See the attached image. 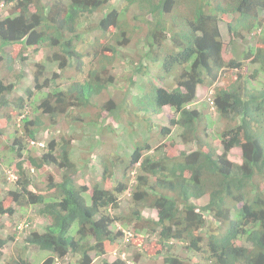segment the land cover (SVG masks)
<instances>
[{
  "label": "trees",
  "instance_id": "obj_1",
  "mask_svg": "<svg viewBox=\"0 0 264 264\" xmlns=\"http://www.w3.org/2000/svg\"><path fill=\"white\" fill-rule=\"evenodd\" d=\"M110 1L0 0V114L8 106L24 109L25 102L36 104L34 93H43L35 107L38 114L21 120L23 134L15 128L18 135L9 147L19 161L11 167L12 158L7 172L17 179L11 182L5 172L0 175V187L12 185L6 196L0 195V221L5 216L12 221L16 213L33 208V213L49 220L36 231L27 219L30 232L17 256L4 258V249L19 233L9 229L6 237L0 234V264H31L27 253L32 246L51 253L41 264H56L67 256L76 257L75 264H92V254L100 257L117 250L124 232L116 224H134L138 235L155 237L166 264H264V0H115L116 6ZM101 10L105 12L95 25L94 15ZM228 15L232 18L226 22L223 16ZM221 22H226L231 38L228 54ZM256 30L263 32L261 47L247 44L243 58H238L233 47ZM132 44L137 48L135 58L123 54ZM17 46L21 68L14 74L12 51ZM31 55L40 57L33 65L35 91L28 88L27 98H10L26 76L24 65ZM119 58L126 59L128 82L137 85L129 88L135 93L132 104L128 100L127 105H118L113 99L101 103L98 98L114 84L113 65ZM68 71L76 76H60ZM227 73L234 81L217 87ZM138 74L148 75V87L136 81ZM11 75L14 80L5 79ZM156 76L161 84L155 82ZM58 79L70 85L63 88ZM201 86L215 87L213 104L208 103L228 123L219 134L220 154L201 133L208 121L213 124L209 115L206 118L207 103L190 106L199 100ZM130 105L149 132L155 126L152 116L169 107L178 117L161 128V135H170L178 126L181 143L195 149L173 158L159 149V158L144 156L152 149L150 138H145L133 143L128 158L115 153V160L109 161L99 155L101 178L87 186L77 185L75 179L79 161L87 165L91 158H73L79 151L69 135L37 148L40 132L56 131L62 119L77 133L85 126L93 128V123L102 125L107 117L108 126L118 128L123 125L118 111L123 107L130 117ZM90 107L102 115L87 120L94 112ZM233 148L241 150V164L229 160ZM138 163L132 187L129 174ZM43 168L50 174L46 188L40 189L31 170ZM54 168L60 181L53 177ZM127 192L132 210L136 207L130 217L113 212ZM145 207L155 209L157 218H145L141 214ZM0 229L5 230L4 223ZM183 250L187 257L180 255ZM193 256L199 260L192 262ZM100 264L128 263L117 258Z\"/></svg>",
  "mask_w": 264,
  "mask_h": 264
},
{
  "label": "rangeland",
  "instance_id": "obj_2",
  "mask_svg": "<svg viewBox=\"0 0 264 264\" xmlns=\"http://www.w3.org/2000/svg\"><path fill=\"white\" fill-rule=\"evenodd\" d=\"M119 2V1H118ZM116 3L115 0H111L110 4L113 6H116L118 4ZM103 10H107V6L103 8ZM99 11V14L94 15V24L96 25L97 23L100 22L101 17L103 16L105 11ZM225 18V21H229L232 18V15L228 16H223ZM132 18V17H131ZM133 22L131 19H128V21ZM226 22H221L220 28L222 31V36L223 40L226 46V52L227 54L229 53V42H230V34L228 32V27ZM263 35V32L260 30H256L252 32L249 37H246L245 41L241 40L239 41V45L236 47L234 46L233 49L236 50L237 52V57L238 58H243L242 52L245 51V46L248 45H255L257 47H261L260 43L261 41L259 40L260 36ZM21 47L17 46L13 49L12 51V56L15 58L14 61V66H13V72L14 74H17L19 72L21 66L18 61V54L20 52ZM136 46L134 44L130 45V47H126L123 51V54L126 56L129 55H136L137 50ZM227 56V55H226ZM134 57V56H133ZM136 57V56H135ZM134 57V58H135ZM132 58V57H130ZM40 59L39 56H30V60H28L25 65V73L26 76L22 78L20 86L16 89V91L13 93L14 95L11 96L10 98H19V96H25L27 98V95H25V91L28 88H31V90H34V80H33V65ZM55 70L58 67V64L55 63L52 65ZM127 67L126 64V59L124 58H119L115 61V64L113 65V75H114V84L111 86V88L106 91L101 97H99V102L108 101L109 99H113L118 105H127L126 102L130 100V103L132 104V101L135 93L130 92L129 88L135 85H130L128 82V77L131 75L130 72L125 71ZM1 73L3 74V70L0 67ZM60 71L57 73L59 74ZM156 72H152L154 74ZM7 75V74H5ZM2 75V76H5ZM76 76V74L73 71H68V72H63L62 77L68 78V77H73ZM6 80H14L13 75L7 76L5 78ZM146 79H149L148 75L143 76L141 74H138L136 76V81L137 82H142L143 85L146 84ZM262 83H264V75L262 76ZM172 78L169 79L171 81ZM157 81V84H161L159 82V79H157V76L155 78V82ZM234 81V75L227 73L224 78H222L218 84L216 85L217 87H227L229 86L232 82ZM59 84L63 88H67L70 85V82L66 79H58ZM147 85V84H146ZM137 87V85L135 86ZM148 87V85H147ZM215 87L208 88L206 86H201L198 88V94H199V100H196L192 105H190L192 108L194 107H199L204 102L207 103V107L205 108V114L206 118L207 115L211 118L213 121V124L211 125V122L208 121V126L206 127H201V133L204 138L208 139V141H212L215 148V151L217 153H222L223 152V145L221 144V141L219 139V134L225 130L228 129V123L225 121H222L220 119L219 113L211 107L208 103V98L210 99L213 98ZM44 92H48V88L44 89ZM43 93H37V91L34 93L33 97H35V100H37V103H39V97L42 96ZM13 98V99H14ZM95 99V103H96ZM201 102V103H200ZM36 103V104H37ZM98 103V102H97ZM34 104V102H25V107L24 109H17L15 105L13 106H8L6 109H3L1 112L0 116V175H5L9 174L7 171L9 170V167L7 166V163L14 158V161L11 162L10 164L11 167L15 165L19 159L16 156V153H13L10 151V143L13 142V138L15 136V128L17 129V132L19 134H23V129H22V122L21 120L23 119L24 116H29V118H32L36 116L38 113L35 110V107L37 106ZM130 117L127 114L128 111L125 110V108L122 107L121 110L118 111V115L122 118L123 125L120 127H117V124L114 125V129L109 127L110 123V117L105 118L102 121V125H95L93 123V128L89 126H85L80 128L78 130V133L76 130H73V128L70 127V123L68 121H65L62 119L59 124L56 127V131H51V130H43L40 132V135L38 137V142L37 143V148H46V145L48 142L52 139L59 140L62 135H69L72 138V144L73 146L79 151L77 154H73V158L76 159H87L91 158L90 162L85 165L83 161H79L78 163V177L75 179V183L77 185H87L91 186L93 182L99 180L101 177V171L98 169V163L97 159L99 160V155L103 157H108L109 161H114L116 156L115 153L118 154L119 156H123L125 158H128L130 154L133 151V148L136 144H133L135 139L138 140L137 143H143L145 138H150L149 143L152 146L151 151L149 153L145 152L144 156L147 154H154L157 157L159 156V151L163 153L164 155H167L168 157H179L181 153L185 152H191L195 149V146L193 145H184L181 143L179 140V134L181 129L177 127L172 128V132L170 135L163 136L161 135V128L162 127H169L170 126V120L172 118H177L178 115L174 113L169 107H165L162 111L161 114L159 115H153L152 116V123L155 124V128L150 129V132L148 131V128L145 127L146 124L144 122L138 123L139 120L135 117V112L133 110V105H130ZM91 108V107H90ZM94 112L91 114H88L89 119H95L99 118V115H102L96 108H91ZM23 112V114L21 113ZM139 115V114H138ZM92 117V118H91ZM132 120V122H129V120ZM46 120V119H45ZM134 120V121H133ZM143 121V120H142ZM47 122V121H46ZM103 130L98 129L97 127H103ZM116 128V129H115ZM91 129V130H90ZM90 130V134L88 131ZM204 130V131H203ZM101 131H103V134H99ZM81 132V133H80ZM92 132V133H91ZM18 135V134H17ZM93 135L94 139L91 140L90 142L88 141L87 136ZM206 135V137H205ZM34 150L36 154L37 151ZM159 149V151H158ZM27 158V157H24ZM102 159V158H101ZM229 159L231 162L235 164H241L242 163V153L239 148H233L230 150L229 153ZM11 170V168H10ZM139 171L138 165H136L133 169H131V172L129 174V182L131 185L135 184L134 181V176L135 174ZM33 179L39 183L40 189L46 188L47 185V178L50 174L49 171H47L46 168H43L39 171H35L34 169L31 170ZM52 174L54 179L57 181H60V173L59 171L54 168L52 170ZM132 178V179H131ZM14 182V180H13ZM111 182V181H110ZM110 182L108 181L107 184L111 185ZM264 183V181H263ZM12 187V185H9L8 187H0V195L1 196H6L8 193V189ZM31 190L33 192H38V194H45V191L37 190V187H31ZM88 199V204H91L89 196H87ZM131 206V194L126 193L124 196H122L121 200V206L119 209H114V213L118 215H131V209H128ZM20 209V208H19ZM33 210H29L26 214L24 212H18L14 216V220L11 221V218L9 217H3L0 221L1 223L5 224V230L0 229V234L4 237L8 235L9 229L14 230L13 224L17 222V220H24V219H31L33 222V229L36 231H40L42 227L49 222V220L37 212L33 213ZM143 216L147 219L149 218H157V212L155 210L151 209H144L143 210ZM117 229L124 230L126 232H132L134 234V238L137 239L135 241V244H125L123 240L121 239L118 244L117 251L118 253H111L107 254L104 256H96L95 254H92L93 258V263L92 264H100L102 260H107V261H113L115 258H118L119 255L127 261L128 264H166L164 262V254L162 253V246L159 243V241L153 237L151 240H148L144 238L141 235H138L135 233L134 230V224H129V225H123V224H118ZM8 229V230H6ZM137 234V235H135ZM143 237L144 239H142ZM24 237L20 235V237H15L14 240H11L5 247L4 249V258L7 257H12V256H17L18 255V250L23 248L24 246ZM240 242H243L242 240ZM161 251V253H159ZM164 252V251H163ZM159 253V254H158ZM141 254V255H139ZM51 253L49 251H43L39 249L36 246H32L28 253L27 256L31 262V264H41L45 259H47ZM139 255L141 256L140 259L137 261L135 260L136 256ZM180 255L182 257H187V252L186 250H183L180 252ZM193 261L192 262H197L199 258L197 256H193ZM77 261V258L74 256L70 257H65V258H58L57 259V264H75ZM109 261V262H110ZM3 264V262H1Z\"/></svg>",
  "mask_w": 264,
  "mask_h": 264
},
{
  "label": "clouds",
  "instance_id": "obj_3",
  "mask_svg": "<svg viewBox=\"0 0 264 264\" xmlns=\"http://www.w3.org/2000/svg\"><path fill=\"white\" fill-rule=\"evenodd\" d=\"M120 3H121V1H120ZM208 100L209 101H211V100H213V99H210V97L208 98ZM155 128V127H154ZM138 141H137V139H135V141H134V143H137ZM183 153H185V152H183ZM189 153V152H188ZM156 158H159V157H157L156 156ZM230 160V159H229ZM231 161V160H230ZM242 161H243V159H242ZM138 166H139V163L137 164ZM8 177H9V180L11 181V182H13V180H14V182L16 181V176L13 174V172H9V174H8ZM134 178V181H135V183H136V177L134 176L133 177ZM132 179V178H131ZM131 181V180H130ZM134 185V184H133ZM133 185H130V186H132L133 187ZM127 193H129L130 194V192H127ZM133 204L131 203V206H132ZM131 206H130V209H131ZM144 209H150V208H144ZM143 209V210H144ZM17 210H19V207L17 208ZM136 210V207H135V205H134V209L133 210H131L130 212H131V215H132V213L134 212ZM143 210H142V212H141V214L143 213ZM151 210H155V209H151ZM156 211V210H155ZM157 212V211H156ZM17 214V213H16ZM15 214V215H16ZM131 215H123V216H126V217H130ZM143 215V214H142ZM6 217V216H5ZM118 224H116V226H117ZM29 229H30V223L28 222V220L27 219H24V220H17V222H15V226H14V230L15 231H17L18 233H19V236L18 237H20V235H23L22 237H24V239L26 238V236L29 234L28 232H30L29 231ZM118 230H120V229H118ZM123 232H124V236H123V238H122V240H123V242L125 243V244H130V242H132V239L134 238V234L132 233V232H126V231H124L123 230ZM121 240V239H120ZM119 240V241H120ZM119 241H118V244H119ZM132 244V243H131ZM113 253H115V254H117L118 253V251L116 250L115 252H113ZM111 254V253H110ZM107 255V254H106ZM118 258H120V259H122V260H124L120 255H119V257ZM115 259H117V258H115ZM114 259V260H115ZM113 260V261H114ZM110 261V260H109ZM113 261H110L111 263L113 262ZM124 261H126V260H124ZM127 262V261H126ZM56 264H57V260H56Z\"/></svg>",
  "mask_w": 264,
  "mask_h": 264
},
{
  "label": "built area",
  "instance_id": "obj_4",
  "mask_svg": "<svg viewBox=\"0 0 264 264\" xmlns=\"http://www.w3.org/2000/svg\"><path fill=\"white\" fill-rule=\"evenodd\" d=\"M211 104H213V100H211Z\"/></svg>",
  "mask_w": 264,
  "mask_h": 264
}]
</instances>
